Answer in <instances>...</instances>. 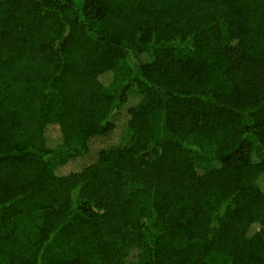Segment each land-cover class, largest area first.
<instances>
[{
	"label": "trees",
	"instance_id": "trees-1",
	"mask_svg": "<svg viewBox=\"0 0 264 264\" xmlns=\"http://www.w3.org/2000/svg\"><path fill=\"white\" fill-rule=\"evenodd\" d=\"M263 177L264 0H0V264H264Z\"/></svg>",
	"mask_w": 264,
	"mask_h": 264
},
{
	"label": "rangeland",
	"instance_id": "rangeland-1",
	"mask_svg": "<svg viewBox=\"0 0 264 264\" xmlns=\"http://www.w3.org/2000/svg\"><path fill=\"white\" fill-rule=\"evenodd\" d=\"M121 121H122V118H120L119 129H118V132L116 133L117 135H116V137H114L115 141H119L122 134H123V131H125V130H123V125H121ZM48 136L51 138L49 141L50 144H55L56 142L59 141V133H57L54 129H50ZM85 160H86V158L83 157L82 155L74 157V158H72L71 161H69V163L65 167L61 168L59 172L60 173H68L72 170L73 171L78 170L82 165L85 164ZM262 181H263V185H264V177H263Z\"/></svg>",
	"mask_w": 264,
	"mask_h": 264
}]
</instances>
